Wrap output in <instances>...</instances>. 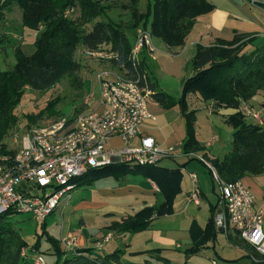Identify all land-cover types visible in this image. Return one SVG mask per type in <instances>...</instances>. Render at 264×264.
I'll use <instances>...</instances> for the list:
<instances>
[{
    "label": "trees",
    "instance_id": "trees-1",
    "mask_svg": "<svg viewBox=\"0 0 264 264\" xmlns=\"http://www.w3.org/2000/svg\"><path fill=\"white\" fill-rule=\"evenodd\" d=\"M140 3L141 0H128L125 5L131 15L127 29H149L152 37L161 40L169 48L184 46L197 19L215 9L208 0H151L146 13H142ZM13 4L22 12L23 27L38 32L39 36L35 40L33 54L27 56L20 49H15L16 65L13 70L5 72L0 69V143L3 142L4 135L17 124L14 110L21 102L24 88L47 91L56 87L66 76L72 78L75 86L82 87L78 77L81 66L75 59L80 44L88 50L109 44L114 54L111 64L124 70L129 78H136L137 73L130 61L132 44L126 28L107 18L109 8L100 1L0 0V21ZM77 9L80 17L74 23L68 18L67 12ZM91 24L92 29L87 31L86 26ZM254 41V38L247 35L236 34L231 40L217 39L210 47L199 46L193 60L195 73L183 82L182 96L179 99L157 91L156 83L147 77V87L152 91L151 99L154 103L166 110L178 108L182 116L185 139L181 149L186 156L206 152L197 140L196 111L190 110L189 96L199 95L205 102H214L217 107L236 111L226 120L233 129L230 152L221 160L209 159L207 154L203 155L224 183H235L247 176L264 174V128L248 122L240 111L242 104L249 103L264 92V44L252 50ZM8 43L9 37L0 34V55L6 50ZM58 102V99L51 101L46 110H52ZM262 107L264 108V102ZM42 114L43 112L37 115L35 121L40 120ZM182 168L183 165L171 169L161 167L160 164H115L91 169L83 177L74 180V184L78 189L89 187L99 180H119L128 175H140L153 182L162 196V203L145 207L107 228L118 234H136L146 230L153 220L174 214L176 198L182 193ZM209 171L213 178V171ZM217 207V204H210V218L205 227H200L196 222L191 224L192 246L184 251L186 261L202 252L209 243L216 242L222 234L215 226ZM9 220L8 214L0 215V264H31L28 252L40 251L44 241L53 246L57 256L55 264H133L122 260V250L103 255L91 248L75 249L74 253L61 251L58 241L47 233L45 223L41 225V232L37 234L34 244L30 245ZM227 240L231 243L233 238L228 236ZM25 250H28L27 257L23 256ZM161 252L160 249H155L134 255H156L159 260L169 264L168 259L161 257ZM256 255L259 257L256 263L264 264V257ZM39 257L42 256L37 254V258Z\"/></svg>",
    "mask_w": 264,
    "mask_h": 264
},
{
    "label": "built area",
    "instance_id": "built-area-1",
    "mask_svg": "<svg viewBox=\"0 0 264 264\" xmlns=\"http://www.w3.org/2000/svg\"><path fill=\"white\" fill-rule=\"evenodd\" d=\"M73 12L68 11L67 15ZM152 51L151 33L138 30L130 55L136 78H129L116 66L113 68L119 69V73L101 71L97 75L96 91L85 95L75 116L58 118L47 127L32 128L21 139L16 135L12 157L0 151V215L8 214L11 218L29 215L36 223L44 224L57 210L68 205L72 192L77 190L74 180L91 169L123 163L154 166L178 158L181 145L162 148L153 137L141 136L143 125L156 121L149 111L152 91L147 87L148 75L142 68V56ZM86 55L92 60L114 58L111 51L95 49L88 50ZM240 111L264 128V114L248 106ZM115 139L121 146L113 144ZM188 157L199 159L213 171L219 188L216 229L225 237L242 239L264 257V216L256 208L251 190L242 181L222 182L211 164L199 155ZM190 177L197 182L195 174ZM190 199L200 204L198 188L192 191ZM64 245L66 252L74 253L76 238L68 235ZM101 247L99 244L97 248ZM27 252H23L24 257ZM34 264L47 263L42 256ZM210 264L220 263L213 259Z\"/></svg>",
    "mask_w": 264,
    "mask_h": 264
},
{
    "label": "crops",
    "instance_id": "crops-1",
    "mask_svg": "<svg viewBox=\"0 0 264 264\" xmlns=\"http://www.w3.org/2000/svg\"><path fill=\"white\" fill-rule=\"evenodd\" d=\"M208 1L215 6L214 11L197 19L184 46L169 48L161 40L152 37L153 51L144 55L143 69L150 80L156 83L157 91L165 92L171 97L179 99L172 91V84L178 82L183 85L187 75L192 76L195 73L193 60L199 46L210 47L215 44L217 39L231 40L236 34L254 38L252 50L264 44V0H252L251 2L245 0ZM147 31L150 32L149 29ZM136 32H133L132 35ZM159 76L169 79V85L165 84V87H162L158 79ZM260 94H262L261 97ZM190 98L192 97H188L189 107ZM256 99L258 101L255 105ZM263 102L264 92L259 93L246 105L264 114ZM192 104L196 107L195 110L190 107V110L196 111L197 140L206 149V152L198 155L203 159L204 154H207L209 159H223L230 152L233 141V129L226 120L236 111L217 107L214 102H205L199 95L194 96ZM258 107L261 108V111L256 109ZM149 111L156 121L146 122L142 127L141 136L153 137L162 148L182 145L185 139V127L182 129V125L177 122L183 120L178 108L166 110L151 99ZM181 132L184 135L183 138ZM200 136L204 137V140H201ZM113 144L121 146L118 139H115ZM177 156L182 158L179 166L183 165L184 179L182 193L176 198L174 204V214L153 220L149 227L142 232L118 234L115 231L107 230V228L114 222H122L127 217L135 215L145 207L160 205L163 199L153 182L140 175H128L119 180L113 178L99 180L91 186L85 187L86 190H90V200L83 198L77 203L78 208H76L77 204H74L72 208L73 211L81 210L84 215L81 218L82 226L79 229L81 234L78 237V243H76L79 245L78 249H98V251H94L102 255L122 250L124 251L122 260L126 263L162 264L156 255H134V253L160 249L161 257L168 259L169 264H174L169 257L179 255L177 252L192 246L191 224L196 222L200 227H205L210 218V204L215 205L219 200V188L207 166L197 158L186 156L181 147H178ZM190 174L196 175L197 182H193ZM242 182L255 196V206L263 212L264 216V174L247 176ZM195 188L200 191L199 205L190 199ZM211 196H215L214 199ZM90 216L102 219L97 227L89 224ZM107 237L110 238L108 242H106ZM231 237L233 238L231 243L227 237H225V241L231 253L235 249L238 250L234 257L221 256L218 253L219 239H217L216 242L209 243L198 255L191 257L187 264L195 260H201L197 264H210V261L216 257L221 258L219 259L220 264H227L234 262L225 260H239L242 256H246L242 253L244 252L243 248L237 243V239L240 238ZM99 244L102 245L100 250L97 248ZM108 246L109 248H106ZM208 250H213L214 255H207ZM224 253H228L227 250ZM255 254L257 253L255 252ZM252 257L254 256L252 255ZM55 263L56 261L52 264Z\"/></svg>",
    "mask_w": 264,
    "mask_h": 264
},
{
    "label": "rangeland",
    "instance_id": "rangeland-1",
    "mask_svg": "<svg viewBox=\"0 0 264 264\" xmlns=\"http://www.w3.org/2000/svg\"><path fill=\"white\" fill-rule=\"evenodd\" d=\"M98 1L103 3L105 6H108L109 10L107 12V18L122 24V26L126 28V34L131 44L134 45V35L136 36V34L132 35V33H135L136 29H127L131 21L130 11L128 9H125V5L128 3V0ZM150 2L151 0H141L139 7L140 12L146 13L147 5ZM67 16L74 23H77L80 17V12L77 9L73 13L68 14ZM92 26L93 24L86 26L87 31L91 30ZM138 30L144 31L143 28H139ZM0 34L9 37V43L6 46V50L0 55V69L5 72L13 70L14 66L16 65L15 49H20L25 55L30 56L34 53L35 40L39 36L38 32L31 31L23 27L22 12L16 4H13L10 7V10H7L5 12L4 19L0 21ZM95 50L110 52L111 46L109 44H104L103 46ZM87 51L88 49L84 45L80 44L77 48L75 55L76 61L81 66V70L78 74V77L82 82L81 88H78L73 84L71 80L72 78L70 76H66L56 87L47 91L38 92L33 91L29 88L23 89V96L21 98V102L14 110V115L17 119V124L13 129L9 130L4 135L3 142L0 143V151L3 155H7L10 157L14 156L15 150L13 148V139L16 135H18L19 139H21L22 135H24L27 131L31 130L32 128L47 127L54 123L58 118L65 116H75L79 111V108L81 107L85 95H87L91 90L96 91V79L97 75L101 71H110L113 73L120 72L119 69L113 68L110 59L92 60L86 55ZM142 59L144 60V55L142 56ZM155 76L158 75L155 74ZM187 76L189 77L191 75ZM158 79L160 80L162 87H165V84L169 85L170 83V80L165 78L164 76H159ZM172 91L178 96V98H180L182 96V85L178 82H173ZM261 95L262 94H260V97ZM194 96L196 95H191L192 98H190L189 102L190 107L195 110L196 107L194 104H192ZM55 99L59 100L58 104L52 110L47 111V105ZM257 101L258 99L255 100V105ZM243 106L247 105L242 104L241 107ZM256 109L261 111L260 107ZM41 112H43L42 118L38 121H35V117H37V115H39ZM246 120L248 122H251L249 118H246ZM177 122H179L182 125V129H184L183 120H178ZM181 136L183 138V133L181 134ZM200 139L204 140V137L200 136ZM181 161L182 158L167 159L162 161L160 163V166L164 168L173 169L177 168L180 165ZM214 197L215 196H211L212 199H214ZM83 198H86V200H90L91 198L90 190H86L85 187L78 188L76 191L72 192L71 201L68 203V206L66 205L67 207H61L45 223L47 233L58 241V245L61 251L66 252L64 239L67 238L69 234H72L74 238H76V243H78V237L81 234V232H79V229L82 226L81 218H83L84 215L81 210L73 211L72 208L74 204L79 203ZM76 208H78V204L76 205ZM90 217L91 218L89 224L93 227H97L99 225V222L102 220L99 217ZM9 219V222L20 233V235L24 237V239H26L30 244L35 242L37 234L41 232L42 224L36 223L29 215H18L15 217L13 216ZM218 239V253L221 256L234 257L238 250L235 249L236 252L232 251L233 253H231V250H229L228 244L225 241V237L222 234L218 236ZM237 243H239V245L243 248L244 252L242 253L246 255L249 254V257L242 256L244 258L241 257L242 259L240 258L241 260H239V262L227 264H257L256 261H253L252 255L256 259H259V257L254 253L253 249L240 239H237ZM78 248L79 245L76 244L73 249ZM106 248H109V246ZM223 250H227L228 253H224L225 251L223 252ZM96 251H98V249ZM184 251L185 249L180 250V252H177L179 253V255L176 254L173 257H169L170 255L167 256L169 257V259H171L174 264H184L185 262L187 264L188 261H186ZM37 254L43 256L47 264H52L57 261V256L54 254L53 246L50 243H47L46 241L42 243V248L40 251L32 250L28 252V257L31 259V264H34L35 259L37 258ZM208 254L210 256L214 255L213 250H208L207 255ZM215 259L220 263V258L216 257ZM160 262L162 264H167L161 260ZM199 262H201V260H195L190 264H197Z\"/></svg>",
    "mask_w": 264,
    "mask_h": 264
},
{
    "label": "bare ground",
    "instance_id": "bare-ground-1",
    "mask_svg": "<svg viewBox=\"0 0 264 264\" xmlns=\"http://www.w3.org/2000/svg\"><path fill=\"white\" fill-rule=\"evenodd\" d=\"M216 183V182H215ZM218 186V185H217ZM9 218H11V217H9ZM254 251H255V249H254ZM256 252V251H255ZM257 253V252H256ZM258 254V253H257ZM259 255V254H258ZM213 260V259H212ZM256 260V262H258V259H256V258H253V261H255Z\"/></svg>",
    "mask_w": 264,
    "mask_h": 264
}]
</instances>
